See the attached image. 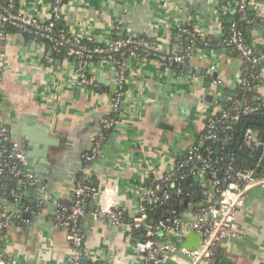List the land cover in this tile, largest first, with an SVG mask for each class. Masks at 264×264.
<instances>
[{
	"label": "crops",
	"instance_id": "0c3cea01",
	"mask_svg": "<svg viewBox=\"0 0 264 264\" xmlns=\"http://www.w3.org/2000/svg\"><path fill=\"white\" fill-rule=\"evenodd\" d=\"M232 1L222 5V0H67L63 19L75 33L94 42L113 30L171 42L172 28L179 23L199 28L210 40L223 34L221 15L234 13ZM17 4L45 22L53 0ZM255 8L263 17L264 0ZM249 38L264 53V19L251 29ZM44 59V51L31 36L11 33L8 64L0 76V117L20 150L47 171L33 170L40 186L6 184L0 196L1 211L11 215L5 250L22 264H67L71 246L66 231L55 227L54 216L58 204L72 203L81 172L100 190L86 203L81 220L87 264H137L135 240L128 232L139 192L154 178L175 171L193 144L204 148L212 138L218 140H213L216 154L236 153L230 154V144L222 142L228 139L213 138L206 131L218 124L222 102L237 95L244 64L235 49L221 45L198 48L188 67L175 63L163 67L155 60L133 63L124 84L120 121L107 133L99 156L85 162L83 154L102 131L101 117L111 111L118 74L98 59L95 73L105 90L95 91L74 82L71 58L56 63L54 71ZM255 100L264 103V63ZM195 177L186 176L182 198L174 201L178 202L174 210L185 219L200 208L202 185H210L208 175L200 176L198 188ZM211 195L214 200L213 190ZM102 207L122 209L125 225L99 214ZM236 223L240 235L216 247L219 264H264V187L248 189ZM200 240L195 231L177 238L178 264L188 263L187 251L198 247Z\"/></svg>",
	"mask_w": 264,
	"mask_h": 264
},
{
	"label": "built area",
	"instance_id": "2783aa9c",
	"mask_svg": "<svg viewBox=\"0 0 264 264\" xmlns=\"http://www.w3.org/2000/svg\"><path fill=\"white\" fill-rule=\"evenodd\" d=\"M66 0H53L50 16L43 22L38 17L28 15L21 11L17 1H0V76L6 68L7 51L11 33L8 26L14 27L21 34H28L40 44L48 63L46 67L54 71L56 63L51 57L53 50L65 51L66 58L73 60V80L85 88L93 84L96 77V64L104 62L108 68L118 74V89L111 95L113 116H102L101 124L105 131L113 129L120 121L118 112L124 99V84L126 74L131 72L133 63L147 60H155L160 66L168 67L169 64H180L188 67L198 49L197 41L204 40L205 34L199 28H193L187 24H176L173 28L172 41L161 39L128 36L116 38L112 35L101 41H95L94 47L86 44V38L75 33L71 28L59 27L63 19ZM234 12L242 14V20L254 22L248 18L247 7L249 0H233ZM175 32V34H174ZM205 45L209 42L204 40ZM235 49L244 64V68H256L264 63V53L258 51L247 43L244 31L237 22H233L229 28V36L221 43ZM119 57V59L117 58ZM96 59V62H95ZM247 72V71H246ZM240 80L241 89H254L253 83L259 80L260 73L249 70V73ZM92 76V78L89 77ZM94 83V87H98ZM264 108V103L252 105L247 98L236 100L229 109H222L218 121L231 119L238 120L240 113L245 115L255 113ZM213 128V125H210ZM226 128H230L227 126ZM106 134L100 133L95 140L92 149L83 154L85 162L95 160L101 153V144ZM213 138H217L212 133ZM244 141L256 149L260 144L257 132L248 127ZM212 154V151H209ZM262 158H264V142ZM183 168L188 174L197 176H209V184L202 185V201L200 208L195 210L189 219L173 210L172 217L158 221L151 225L147 223V208L164 205L170 202L172 194L167 190V183L173 182L179 177L178 171ZM9 173L22 184L34 186L37 177L30 167L27 156L20 150L19 144L13 139L7 123L0 117V175ZM89 180H76L74 187L75 201L70 204L60 203L57 205L54 216V225L57 229H63L67 233V239L71 251L67 256V264H83L86 253V234L81 227V220L85 215V204L88 199L99 194V188ZM210 186L215 194L212 200ZM264 187V174L254 169L234 170L228 167L226 174H222L214 167L210 155L199 152L193 144L187 152L185 160L181 161L177 169L161 179L151 180L150 185L143 188L138 196V208L136 217L130 223L128 232L132 236L134 228L151 226L146 229L143 240L134 244V249L139 255L137 264H164L170 259L176 260L180 248L177 238L184 237L192 231L200 237L199 246L187 251V264H213L216 258V247L223 241H229L240 235L236 223V216L243 206L248 189ZM177 194L182 195L183 189L179 187ZM98 213L105 214L113 223L123 227L125 225L123 211L117 207H102ZM170 216V215H169ZM11 215L0 211V264H22L16 258L10 256L5 250L6 231L10 225Z\"/></svg>",
	"mask_w": 264,
	"mask_h": 264
},
{
	"label": "trees",
	"instance_id": "16d2710c",
	"mask_svg": "<svg viewBox=\"0 0 264 264\" xmlns=\"http://www.w3.org/2000/svg\"><path fill=\"white\" fill-rule=\"evenodd\" d=\"M1 2H6L7 0H0ZM18 1V0H15ZM228 1L231 0H222L221 4L225 5L227 4ZM259 0H249L248 3V7H247V14H248V18L250 20H253L254 22H247V20H242V14L240 12H238L237 10L234 13L231 12H227L225 14L221 15V22H222V29H223V34L217 38V39H210L207 40L206 37L204 38V40H207L209 42L208 45H205L204 40H198L197 41V46L198 48H204V47H218L220 46V43L229 36V28L231 26V24L233 22H237L239 24V26L242 28V30L244 31L245 34V38L247 40V43L250 44L251 46H253L250 43V38H249V32L251 31V29L253 27H255L258 23L260 24V21L262 19H264V16L261 17L257 14V10H256V2H258ZM67 2V0H66ZM59 27L61 28H68V26L66 25L64 19H61V21L59 22ZM7 31L9 33H14V32H18V30H16L14 27L12 26H8ZM175 34V32H174ZM26 35V34H25ZM28 35V34H27ZM113 37L116 38H120V37H128V36H137V37H144L147 38L144 35H134L132 33H120L118 32V30H113L112 33ZM86 44H88V46L90 47H94L96 45V43L94 41H90L87 40L86 38ZM254 47V46H253ZM51 57L53 58V60L55 61V63H60L61 61H63L67 56L65 54L64 50H61L60 52L53 50L51 53ZM119 59V57H117ZM100 60V57L98 58ZM45 64L48 63L47 59H44ZM96 62V59H95ZM171 65V64H169ZM263 67V64L260 65L259 67H256L254 69L252 68H244V74L243 77H245V72L246 74L249 73L251 71H255L256 73H261V69ZM129 76V73L126 74V80ZM90 77V75H89ZM92 78V76L90 77ZM258 81L256 80L253 85L255 86L254 89H241L239 87L238 93L235 97H232L228 100H224L222 102L223 105V109H229L233 103L236 100H239L241 98H247L250 103L252 105H257L258 101L255 100V95H256V86L258 85ZM94 83H97L99 86L98 87H94ZM91 89L95 90V91H104V86H102L101 84H99L97 79L93 80V84H91L89 86ZM104 115L106 116H113L114 114H112V112H108L105 113ZM103 115V116H104ZM221 113L218 115V117L220 118ZM219 118H217L219 120ZM248 119H255V120H260V121H264V108H262L261 110L249 114V115H245L242 112L240 113V117L238 120H234L231 119V121L228 120H221L218 121V124L212 123L213 128H208L206 131L207 135H212V133L216 134V137L219 139H228L230 142V147H234L236 146L238 139L241 135L242 129L245 125V122ZM216 121V120H215ZM227 126H230V128H226ZM250 128L254 129L255 131H257L258 136L260 137L261 132H262V126L258 125V124H250L249 125ZM113 130V129H111ZM109 131H105L102 128V131L100 133H105L107 136V133L110 132ZM99 133V134H100ZM214 139L210 138L207 141V144L204 148H201L199 145H195L199 152H201L204 155H210V157L212 158L213 162H214V167L217 168L219 171H221L222 174H226L228 167L232 166L234 168V170H239V169H254L257 171V165L258 162L249 159L248 157H245L239 153H235L233 154V156L231 157L230 160H227V157L223 156V155H218L216 154V150H215V143L213 141ZM209 151H212V154L209 153ZM185 160V159H184ZM186 171L181 168L178 171V175L179 177L184 176V178H178L177 180L173 181L172 183H174V186L171 185V182L167 183V190L171 192L172 194V199L170 200V202H168L167 204L164 205H157V206H151L147 208V223L154 225L156 224L158 221L163 220V219H167L169 217H172L171 212L174 210L173 208V203L174 201H178L181 200L182 196L177 194L176 190L183 186L185 180H186ZM260 174H264V167L262 168V170L260 172H258ZM78 180L80 179H85V176L80 172L78 175ZM88 180V179H87ZM10 182L13 183V185H15L18 182V179L12 177L9 173H4L2 175H0V196L2 195V193L5 191V186L6 184ZM90 182V181H88ZM150 185V182H148V186ZM90 199L87 200L86 203L89 202ZM75 201V196L74 199L72 201V203ZM68 204V203H65ZM86 206V204H85ZM1 211V208H0ZM85 211H86V207H85ZM178 215H179V211L175 210ZM170 215V216H169ZM152 221L154 222V224H152ZM146 233V226H143L141 228H134L132 230V236L135 240V242L143 240V235H145ZM217 251H216V256H217Z\"/></svg>",
	"mask_w": 264,
	"mask_h": 264
},
{
	"label": "water",
	"instance_id": "95a60500",
	"mask_svg": "<svg viewBox=\"0 0 264 264\" xmlns=\"http://www.w3.org/2000/svg\"><path fill=\"white\" fill-rule=\"evenodd\" d=\"M101 77L103 78V75H101ZM250 124H258V125L262 126V132L260 135V144L257 146V148L255 150H253L252 147L249 146L248 144H246L244 141L246 130L248 129ZM214 141L217 142L218 140H214ZM222 142L226 146H228L230 144L229 140H223ZM263 142H264V121L255 120V119H248L245 122V125L242 129L241 135L238 139L236 146L231 147L229 150V153L232 154L233 152H236V153H239L245 157H248L251 160L258 162L257 172H260L262 170V168L264 167V158H262ZM218 153H219V150H218ZM230 159H231V156H227V160H230ZM27 160H28L29 165L31 167H33V170L35 172H46L47 171L44 167L38 166L37 164H34L33 159L29 153H27ZM43 160L44 161H42V162L47 163V160H45V159H43ZM195 180L198 182V188H199L200 176L195 177ZM37 186H40V182H37ZM9 189H10V186H9ZM199 196H200V192H197V198H199ZM177 205H178V202L173 203L174 207H177ZM26 216H30V213H26ZM152 224H154L153 221H152ZM146 229L151 230L152 227L148 226ZM87 260L88 259L84 258L83 262L85 264H87L88 263ZM219 261H220V257L217 256L215 258L213 264H219ZM164 264H178V262L174 259H170L167 262H165Z\"/></svg>",
	"mask_w": 264,
	"mask_h": 264
}]
</instances>
